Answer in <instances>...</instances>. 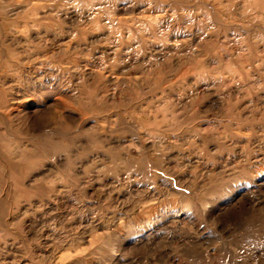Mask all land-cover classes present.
Returning <instances> with one entry per match:
<instances>
[{
	"label": "rangeland",
	"instance_id": "obj_1",
	"mask_svg": "<svg viewBox=\"0 0 264 264\" xmlns=\"http://www.w3.org/2000/svg\"><path fill=\"white\" fill-rule=\"evenodd\" d=\"M0 264H264V0H0Z\"/></svg>",
	"mask_w": 264,
	"mask_h": 264
}]
</instances>
